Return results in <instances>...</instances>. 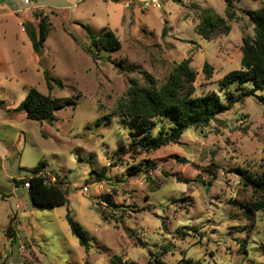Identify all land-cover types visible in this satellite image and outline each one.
I'll use <instances>...</instances> for the list:
<instances>
[{"label": "rangeland", "instance_id": "rangeland-1", "mask_svg": "<svg viewBox=\"0 0 264 264\" xmlns=\"http://www.w3.org/2000/svg\"><path fill=\"white\" fill-rule=\"evenodd\" d=\"M227 1L159 0L146 8L142 0H0V13L11 12L0 15V145L7 149L0 152V264L142 263L155 254L172 264H264V213L247 211L257 197L235 171L264 172V89L147 152L129 151L130 120L117 109L131 82L146 86L148 73L161 86L186 59L197 72L195 95L215 92L226 102L240 84L220 81L241 67L242 39L254 34L246 11L264 5L229 0L238 16L230 32L203 38L195 31L203 11L225 17ZM39 11L50 24L41 55L26 30ZM86 26L114 31L121 48L98 49ZM44 70L61 83L51 96L75 101L52 122L16 110L31 88L49 93ZM43 160L48 181L68 192L67 205L38 208L16 185ZM146 161L155 165L130 175ZM68 210L87 231L88 250L73 235Z\"/></svg>", "mask_w": 264, "mask_h": 264}, {"label": "trees", "instance_id": "trees-1", "mask_svg": "<svg viewBox=\"0 0 264 264\" xmlns=\"http://www.w3.org/2000/svg\"><path fill=\"white\" fill-rule=\"evenodd\" d=\"M120 2L123 0H112ZM133 1V0H130ZM246 14L254 25L253 36H245L242 39L241 67L227 73L220 81L222 88L231 84H240L235 92L225 93L226 102L215 92L201 96L195 95V81L197 72L191 67L190 59L178 63L170 73L168 79L161 86H158L155 78L146 73V86L140 87L137 82H131L128 90V98L118 104L119 114L130 120L131 141L129 151H151L162 146L177 142L180 137L190 127H206L216 119L218 115L228 111L240 99L254 94L256 91L264 89V5L256 10H247ZM238 18L232 1H227L226 16L213 13L209 9L203 11L201 21L196 25L195 31L205 39L212 38L218 31L229 33L231 30L230 21ZM37 23L30 24L26 30L31 38L33 48L38 54L44 51V43L50 31L49 16L43 11L35 13ZM88 35L92 38V43L98 49L117 50L121 48V41L112 30L103 29L95 33L89 26H86ZM92 54L95 50L90 49ZM203 71L207 76L213 73V67L206 62ZM44 76L49 93L45 94L37 88H31L26 98L16 108L23 111L27 119L35 121L52 122L55 119L57 109L68 105H74L71 98L55 100L51 96L54 84L60 82L54 80L48 71L44 70ZM250 82L252 87L247 88L243 83ZM103 118L97 120L101 124ZM158 123L160 126L155 132ZM142 134L137 138L136 132ZM121 153H127L121 150ZM143 168L140 165L132 166L130 175H136L149 170L153 165L146 161ZM215 164L204 168L207 173H213ZM46 161H41L34 169L28 179L16 180V185L25 182L30 183L29 192L33 205L41 209L52 208L69 203L68 192L59 183H50L46 176ZM146 169V170H144ZM235 171L241 176L245 186L250 187L256 194V199L252 200L245 207L247 211H263L264 213V172L252 173L249 170L237 167ZM103 176V174H100ZM106 201H112L106 197ZM67 220L73 235L86 250L90 247L89 236L82 225L72 216L70 210L67 213ZM180 232V231H179ZM7 233L14 241L16 236L12 226H9ZM185 234V232H180ZM187 234V233H186ZM113 264H172L162 259L160 254H155L147 262H122L117 258Z\"/></svg>", "mask_w": 264, "mask_h": 264}, {"label": "built area", "instance_id": "built-area-1", "mask_svg": "<svg viewBox=\"0 0 264 264\" xmlns=\"http://www.w3.org/2000/svg\"><path fill=\"white\" fill-rule=\"evenodd\" d=\"M26 1L28 2L29 0H26ZM142 1H143V5L146 8L159 7L160 6L159 0H142ZM25 187L29 188L30 187V183L25 182Z\"/></svg>", "mask_w": 264, "mask_h": 264}, {"label": "crops", "instance_id": "crops-1", "mask_svg": "<svg viewBox=\"0 0 264 264\" xmlns=\"http://www.w3.org/2000/svg\"><path fill=\"white\" fill-rule=\"evenodd\" d=\"M28 2H29V1H28ZM28 2H27V3H28ZM4 13H9V14H11V12L4 11V12H1L0 15H2V14H4ZM0 152L6 153V152H7V149H6L5 147H2V146L0 145Z\"/></svg>", "mask_w": 264, "mask_h": 264}]
</instances>
